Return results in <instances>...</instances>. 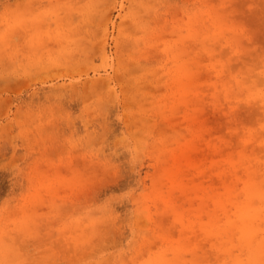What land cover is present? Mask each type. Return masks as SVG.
I'll return each instance as SVG.
<instances>
[{"label":"rangeland","instance_id":"rangeland-1","mask_svg":"<svg viewBox=\"0 0 264 264\" xmlns=\"http://www.w3.org/2000/svg\"><path fill=\"white\" fill-rule=\"evenodd\" d=\"M0 264H264V0H0Z\"/></svg>","mask_w":264,"mask_h":264}]
</instances>
